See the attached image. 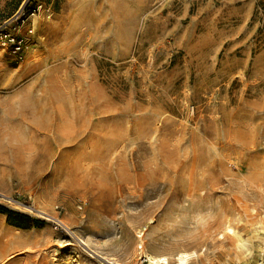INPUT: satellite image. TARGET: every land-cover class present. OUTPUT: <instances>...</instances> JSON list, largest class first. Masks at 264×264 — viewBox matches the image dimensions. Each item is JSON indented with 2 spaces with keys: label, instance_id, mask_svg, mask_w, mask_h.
<instances>
[{
  "label": "rangeland",
  "instance_id": "374dc122",
  "mask_svg": "<svg viewBox=\"0 0 264 264\" xmlns=\"http://www.w3.org/2000/svg\"><path fill=\"white\" fill-rule=\"evenodd\" d=\"M0 26L27 40L0 47V264H264V0H0Z\"/></svg>",
  "mask_w": 264,
  "mask_h": 264
},
{
  "label": "built area",
  "instance_id": "2783aa9c",
  "mask_svg": "<svg viewBox=\"0 0 264 264\" xmlns=\"http://www.w3.org/2000/svg\"><path fill=\"white\" fill-rule=\"evenodd\" d=\"M25 20L21 19L17 28L24 25ZM27 34L32 33V28L27 27ZM26 37L18 33L9 31L5 26H0V47L11 54L16 61L23 60L24 51L26 48ZM134 264H150L146 256H141ZM161 264V263H159Z\"/></svg>",
  "mask_w": 264,
  "mask_h": 264
},
{
  "label": "bare ground",
  "instance_id": "6f19581e",
  "mask_svg": "<svg viewBox=\"0 0 264 264\" xmlns=\"http://www.w3.org/2000/svg\"><path fill=\"white\" fill-rule=\"evenodd\" d=\"M149 223H154L153 221H150ZM225 231H230L231 234H233V230L231 229V227H227V229ZM6 233V232H5ZM227 232H225L226 234ZM235 233V232H234ZM221 235V238L224 237L223 233H219ZM226 235H229L228 233ZM225 235V236H226ZM234 235V234H233ZM236 235V234H235ZM6 236H8V232L6 234ZM9 237V236H8ZM219 237V236H218ZM237 238V240H239V238L237 236H235ZM235 238V239H236ZM10 239V238H9ZM8 239V240H9ZM7 240V239H6ZM7 240V241H8ZM7 241H4V243L2 241H0V256H4V254L6 253L7 251V246H6V242ZM240 241V240H239ZM141 242V241H140ZM141 253H145V256L148 258L149 260V263L150 264H168V260L171 259L173 260V263L174 264H189V261L190 260H194L196 259V254L195 253H191V254H188L187 252H179V253H175L174 255H170V256H167V255H155L154 253H151L147 250H144L143 249L140 251ZM110 264H118L117 262H115L114 260L112 261H109Z\"/></svg>",
  "mask_w": 264,
  "mask_h": 264
},
{
  "label": "trees",
  "instance_id": "16d2710c",
  "mask_svg": "<svg viewBox=\"0 0 264 264\" xmlns=\"http://www.w3.org/2000/svg\"><path fill=\"white\" fill-rule=\"evenodd\" d=\"M0 213L7 214V221L10 222L11 224H17L15 223V220H13L12 216L13 215L18 216V214L8 211L7 209L1 206H0Z\"/></svg>",
  "mask_w": 264,
  "mask_h": 264
}]
</instances>
